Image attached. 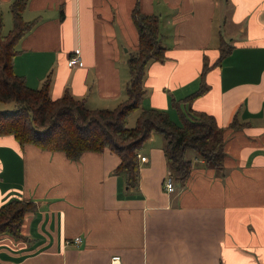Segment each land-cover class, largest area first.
Instances as JSON below:
<instances>
[{
    "label": "crops",
    "instance_id": "1",
    "mask_svg": "<svg viewBox=\"0 0 264 264\" xmlns=\"http://www.w3.org/2000/svg\"><path fill=\"white\" fill-rule=\"evenodd\" d=\"M12 1L0 0L3 34ZM136 1L158 16L166 48L164 62L146 65L142 104L175 123V103L214 116L224 129L225 174L191 151L197 165L165 191L164 143L152 134L137 187L128 188L110 151L73 161L0 136V206L36 204L21 237L0 234V264H109L113 254L123 264H264V0H27L21 15L34 23L16 44L13 70L32 89L49 78L51 99L68 92L90 109L114 108L137 45ZM74 53L80 62L69 67ZM204 62L206 91L187 102ZM78 236L80 244H66Z\"/></svg>",
    "mask_w": 264,
    "mask_h": 264
},
{
    "label": "trees",
    "instance_id": "2",
    "mask_svg": "<svg viewBox=\"0 0 264 264\" xmlns=\"http://www.w3.org/2000/svg\"><path fill=\"white\" fill-rule=\"evenodd\" d=\"M27 0H13L10 4L12 28L2 32L0 19V103H14L12 110L0 111V136H12L18 146H34L42 151L60 152L77 161L84 153L105 150L118 158L114 173L125 176L128 188H136L139 176L137 155L152 134L165 138L163 153L169 177L183 184L192 171L187 152L192 151L206 166L222 169L224 157L223 131L214 116L193 110L184 111L177 103L179 123L172 121L165 110L143 108L145 95L143 80L149 62H164L166 48L160 42L156 15L143 14L136 1L131 20L137 31V45L128 55V80L125 98L112 109H90L83 99L68 92L51 99L48 94L49 78L40 88L28 87L22 76L13 70V59L18 40L34 22L24 21L22 11ZM220 55L227 52L220 39ZM208 69L203 63L199 88L184 100L189 102L206 91L203 77ZM140 109L134 126H126L129 115ZM236 124H230L234 127ZM238 127V126H237ZM36 204L29 200L12 199L0 206V234L21 237L24 215L34 211Z\"/></svg>",
    "mask_w": 264,
    "mask_h": 264
},
{
    "label": "built area",
    "instance_id": "3",
    "mask_svg": "<svg viewBox=\"0 0 264 264\" xmlns=\"http://www.w3.org/2000/svg\"><path fill=\"white\" fill-rule=\"evenodd\" d=\"M79 62L80 56L78 55V53H74L67 58V66L69 67H74L79 64ZM137 158L139 159V161H146V158L140 154L137 155ZM163 187L167 192H172L174 190L173 180L169 176L164 179ZM80 243L81 238L79 236L66 241V244L78 245ZM109 264H123L121 256L119 254L111 255L109 258Z\"/></svg>",
    "mask_w": 264,
    "mask_h": 264
},
{
    "label": "rangeland",
    "instance_id": "4",
    "mask_svg": "<svg viewBox=\"0 0 264 264\" xmlns=\"http://www.w3.org/2000/svg\"><path fill=\"white\" fill-rule=\"evenodd\" d=\"M11 28H12V26H11ZM213 45V44H212ZM214 47H215V40H214ZM134 50H132V52H133ZM128 55V54H127ZM124 70H125V73L127 72L128 73V67H127V63L125 62V68H123ZM146 100H147V98H146ZM146 102V101H145ZM145 102H144V104H142V107L143 108H145ZM13 105H14V103H12V102H10V103H0V111H7V110H12V108H13ZM112 109V108H111ZM139 113H140V109H138V110H136V111H133L130 115H129V117H128V120H127V124H126V126L127 127H129V128H131V127H133L134 126V123H135V119L137 118V116L139 115ZM175 116V115H174ZM175 118H176V116H175ZM154 137H156V138H160L161 139V142H163L164 144H165V138L162 136V135H160V134H154L153 135ZM147 146H149L148 145V141L144 144V146H143V148L142 149H144L145 147H147ZM164 146V145H163ZM192 152L191 151H188L187 152V158L188 159H190V160H193L192 158H190V154H191ZM192 165L193 166H196L197 165V163H193V161H192ZM219 174H220V176H222V175H224L225 174V172H224V169L222 168L221 170H219ZM173 184H174V188L176 187H178V186H180V184H178V183H176V182H173ZM45 202H42V204H44Z\"/></svg>",
    "mask_w": 264,
    "mask_h": 264
}]
</instances>
